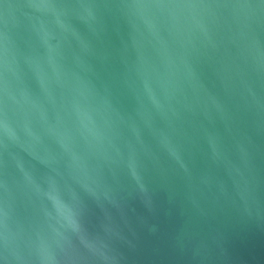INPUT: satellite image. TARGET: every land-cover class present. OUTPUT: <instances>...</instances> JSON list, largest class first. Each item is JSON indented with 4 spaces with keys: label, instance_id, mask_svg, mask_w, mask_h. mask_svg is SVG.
Masks as SVG:
<instances>
[{
    "label": "water",
    "instance_id": "obj_1",
    "mask_svg": "<svg viewBox=\"0 0 264 264\" xmlns=\"http://www.w3.org/2000/svg\"><path fill=\"white\" fill-rule=\"evenodd\" d=\"M0 264H264V0H0Z\"/></svg>",
    "mask_w": 264,
    "mask_h": 264
}]
</instances>
